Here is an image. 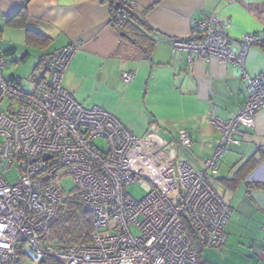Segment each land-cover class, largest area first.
<instances>
[{"label":"built area","instance_id":"1","mask_svg":"<svg viewBox=\"0 0 264 264\" xmlns=\"http://www.w3.org/2000/svg\"><path fill=\"white\" fill-rule=\"evenodd\" d=\"M127 19V10L120 9L113 22L121 28ZM226 27L212 13L199 22V38L172 40L173 53L186 54L189 63L212 58L232 62L249 82L250 94L238 115L212 120L221 139L202 170L177 153L137 150L139 137L117 116L100 106L86 107L64 88L78 45L57 52L51 72L33 92L5 78L7 63L0 49V264H19L21 253L39 262L49 254L57 264H199L201 247L227 243L232 209L212 177L218 175L224 153L240 144L242 123L264 109V77L252 76L246 68L248 53L260 38L246 33L237 47ZM123 78L130 81L134 74L124 72ZM5 99L12 101L7 110ZM191 143L190 134L181 130L170 146L185 149ZM45 154L51 157L45 159ZM14 165L19 178L10 183L4 173ZM56 166L69 168L79 198L94 214L90 244L61 250L41 244L65 199L52 181ZM136 182L147 191L141 200L128 193ZM109 220H115L111 228ZM132 226L139 228V236L132 234Z\"/></svg>","mask_w":264,"mask_h":264},{"label":"crops","instance_id":"2","mask_svg":"<svg viewBox=\"0 0 264 264\" xmlns=\"http://www.w3.org/2000/svg\"><path fill=\"white\" fill-rule=\"evenodd\" d=\"M133 1L153 28L151 57L112 25L110 0H30L28 27L52 37L44 49L27 43L26 28L8 25L26 0H0V49L23 62L38 53L36 65L50 54L46 61L51 67L61 48L78 45L64 88L86 107L100 106L117 116L139 137L137 150L177 153L202 170L221 139L212 120L238 115L249 97V82L232 62L212 58L189 63L186 54L173 53L172 39L194 35L197 23L214 13L237 47L244 34H262L248 53L246 68L250 75L264 77V0ZM124 72L134 78L125 80ZM181 130L192 143L172 148ZM237 136L240 144L224 153L219 176L212 177L232 209L228 240L221 247H201L199 264H264V109L243 122Z\"/></svg>","mask_w":264,"mask_h":264},{"label":"trees","instance_id":"3","mask_svg":"<svg viewBox=\"0 0 264 264\" xmlns=\"http://www.w3.org/2000/svg\"><path fill=\"white\" fill-rule=\"evenodd\" d=\"M29 1L30 0H26V5L22 6V8L9 19L8 25L20 26L26 28L27 43L32 45L33 47H39L44 49L52 43V37L28 27L29 14L27 11V3ZM110 1L112 3V18H111L112 25L118 31H120L122 38L127 39L136 45L141 46L143 53L147 57H151V52L153 51V48L156 45V40H154V37H152L153 28L148 24L146 19L137 12V6H134L132 4V0H110ZM120 9H126L128 12V19L126 20L125 25L121 28L116 27L113 22L114 15ZM194 30L196 33H194V35L190 37L199 38L198 33L202 32L201 29L199 28V22L194 27ZM253 34L262 38L261 37L262 34L260 33L255 32ZM226 35L229 36L228 34ZM0 36H1V29H0ZM230 39L234 41L232 38ZM2 53L4 56H6L4 52ZM56 54L57 53H55L54 57L56 56ZM45 56L42 57L44 58L43 61L39 62L34 69L35 71L42 70V72L40 71L41 72L40 78L37 79V81L40 82L44 80L52 70L53 62L50 67L51 61H46L47 58L50 57V54L46 57ZM46 65L47 67L45 68ZM47 70H48L47 72L48 74H45ZM20 80L21 79L16 76H12V78L10 79V81L21 86ZM63 169H67L69 171L68 173H70L69 168L63 166H56L55 174H58V172ZM256 186L259 187L260 185H256ZM262 186H264V184ZM76 190H77V186L73 191L69 193L62 190L65 198L64 202L61 208L58 210L56 218L50 224L46 233L43 234L41 239L42 245L45 246L47 243H50L55 247V249L61 250V249L69 248L74 245L90 244L92 240V233L95 228L94 214L91 210L87 209L84 206ZM21 255H25V253H21ZM40 263L57 264L58 262L55 258H53L48 254L43 258V260L40 261Z\"/></svg>","mask_w":264,"mask_h":264},{"label":"rangeland","instance_id":"4","mask_svg":"<svg viewBox=\"0 0 264 264\" xmlns=\"http://www.w3.org/2000/svg\"><path fill=\"white\" fill-rule=\"evenodd\" d=\"M38 53H32L26 62H23L22 59L14 58L11 55H6V63L7 67L4 71V76L7 80L12 78V75L17 74L21 78V87L26 92H33L37 87V76L39 75L41 70H34L36 63L39 60H36ZM12 105V101L9 99H5L3 101L2 107L7 110V108ZM99 143L102 145L105 143L103 138L98 140ZM67 169L60 170L55 178H53V182L57 183L61 187L62 190L69 193L76 188V178L73 174L68 173ZM220 173V172H219ZM218 173V176H219ZM5 179L10 182L14 183L19 178V168L17 165L12 166L4 173ZM213 181V178H212ZM147 182V181H146ZM128 193L131 197L135 200H141L145 197L147 191L144 188L142 182H136L128 186ZM115 225V220H109V228ZM132 234L134 236L140 235V230L137 226H132L130 228ZM19 264H41L39 261L33 259L27 255H21V260Z\"/></svg>","mask_w":264,"mask_h":264},{"label":"water","instance_id":"5","mask_svg":"<svg viewBox=\"0 0 264 264\" xmlns=\"http://www.w3.org/2000/svg\"><path fill=\"white\" fill-rule=\"evenodd\" d=\"M50 157H51L50 154H45V155H44V158H45V159H49ZM48 177H49L48 175H47V176H44V179H45V178H48Z\"/></svg>","mask_w":264,"mask_h":264}]
</instances>
